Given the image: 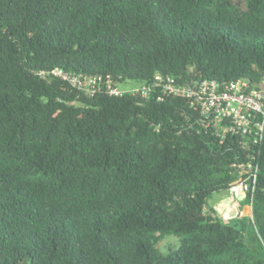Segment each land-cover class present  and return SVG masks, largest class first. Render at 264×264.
<instances>
[{
    "label": "trees",
    "instance_id": "obj_1",
    "mask_svg": "<svg viewBox=\"0 0 264 264\" xmlns=\"http://www.w3.org/2000/svg\"><path fill=\"white\" fill-rule=\"evenodd\" d=\"M56 70L256 86L264 0H0V264H264V137L246 149L185 99L86 97ZM248 160L251 217L225 221L209 202Z\"/></svg>",
    "mask_w": 264,
    "mask_h": 264
},
{
    "label": "built area",
    "instance_id": "obj_2",
    "mask_svg": "<svg viewBox=\"0 0 264 264\" xmlns=\"http://www.w3.org/2000/svg\"><path fill=\"white\" fill-rule=\"evenodd\" d=\"M51 75L65 81L86 97H92L104 89L110 96L129 94L144 99L150 89H156L159 93L156 95L157 100L166 95L185 99L191 106L197 107L202 128L209 129L221 139L239 137L246 149L259 145L264 137V80L256 86L243 82L220 85L208 81L179 83L157 75L149 85H135L120 90L110 80L104 81L101 77H87L62 70L53 71ZM250 152L256 154L252 149ZM252 160L232 165L237 169L238 177L228 189L237 199L236 203L249 199L250 207L258 181V165Z\"/></svg>",
    "mask_w": 264,
    "mask_h": 264
},
{
    "label": "water",
    "instance_id": "obj_3",
    "mask_svg": "<svg viewBox=\"0 0 264 264\" xmlns=\"http://www.w3.org/2000/svg\"><path fill=\"white\" fill-rule=\"evenodd\" d=\"M237 199L228 191L219 193L211 199V207L214 212L227 218H235L238 215L236 207Z\"/></svg>",
    "mask_w": 264,
    "mask_h": 264
},
{
    "label": "rangeland",
    "instance_id": "obj_4",
    "mask_svg": "<svg viewBox=\"0 0 264 264\" xmlns=\"http://www.w3.org/2000/svg\"><path fill=\"white\" fill-rule=\"evenodd\" d=\"M135 84L134 83H131V82H127L125 84H121V85H118V88L120 90H125L131 86H134ZM248 206V205H247ZM217 216L225 221H230L231 219L233 218H227V217H224V216H220L217 214ZM178 245V241L175 237L173 236H167L165 237L158 245V248L160 249V251L162 252H165L168 248L170 249H175Z\"/></svg>",
    "mask_w": 264,
    "mask_h": 264
},
{
    "label": "crops",
    "instance_id": "obj_5",
    "mask_svg": "<svg viewBox=\"0 0 264 264\" xmlns=\"http://www.w3.org/2000/svg\"><path fill=\"white\" fill-rule=\"evenodd\" d=\"M212 202L210 200L209 205L211 206ZM236 204V203H235ZM239 217H251V207L248 205H243L241 208H238Z\"/></svg>",
    "mask_w": 264,
    "mask_h": 264
}]
</instances>
